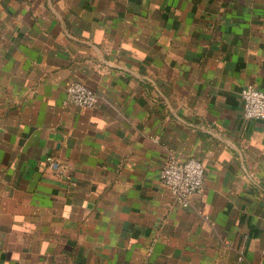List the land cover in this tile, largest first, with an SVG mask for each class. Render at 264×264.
Listing matches in <instances>:
<instances>
[{"label": "crops", "instance_id": "obj_1", "mask_svg": "<svg viewBox=\"0 0 264 264\" xmlns=\"http://www.w3.org/2000/svg\"><path fill=\"white\" fill-rule=\"evenodd\" d=\"M72 81L94 108L65 103ZM247 84L264 0H0V264H264ZM169 156L204 166L187 208Z\"/></svg>", "mask_w": 264, "mask_h": 264}, {"label": "built area", "instance_id": "obj_2", "mask_svg": "<svg viewBox=\"0 0 264 264\" xmlns=\"http://www.w3.org/2000/svg\"><path fill=\"white\" fill-rule=\"evenodd\" d=\"M242 116L246 120L264 119V92L247 84L240 90ZM95 92L80 81H72L65 88V103L84 109H92L96 104ZM52 166L57 164L51 157L46 158ZM169 195L181 207L190 206L191 199L202 192L205 181L203 164L196 159L182 160L169 156L159 175Z\"/></svg>", "mask_w": 264, "mask_h": 264}]
</instances>
